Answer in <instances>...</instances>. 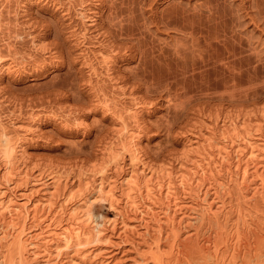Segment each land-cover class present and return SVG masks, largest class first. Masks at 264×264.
<instances>
[{"label": "bare ground", "instance_id": "6f19581e", "mask_svg": "<svg viewBox=\"0 0 264 264\" xmlns=\"http://www.w3.org/2000/svg\"><path fill=\"white\" fill-rule=\"evenodd\" d=\"M10 1L2 0L0 6ZM162 1L123 0L117 15L148 3L150 14L144 18L182 33L173 50L153 44L149 52L159 49L157 59L166 65L175 59L177 66L191 70L210 57V41L203 45L197 35L205 20L217 23L215 36L230 30L239 38L238 24L245 18L258 24L264 5V0H254L256 13L248 9L249 0H236V5L233 0H199L192 9L168 2L157 8ZM40 2L73 17L70 41L78 45L79 60L87 67L91 100L86 111L70 103L73 107L61 106L63 110L49 116L27 114L13 104L18 110H10L16 119L11 130L0 117V264H264V112L248 116L240 109L234 114L213 111L223 105L209 106L210 88L194 98L169 97L172 117L188 108L195 109V117L173 130L172 120H165V140L179 139L181 147L167 148L156 160L140 145L145 115L155 104L138 93L140 84L127 89V81L117 75L116 63L127 53L118 55L115 39L96 26L100 0H25L20 12L26 23L32 24L28 4ZM2 13L0 51L18 54L11 38L15 20L5 21ZM177 15L183 19L178 21ZM122 30L115 35L125 34ZM41 34L34 35L28 57L0 53L3 102L9 99L3 93L5 76L20 72L38 52L54 62V50ZM137 35L142 37V28ZM88 110L111 118L108 131L101 133L100 127L96 134L98 150L78 145L75 155L86 159L82 163L80 157L78 169L38 166L27 145L41 134L42 122L70 125L71 120L80 128Z\"/></svg>", "mask_w": 264, "mask_h": 264}, {"label": "rangeland", "instance_id": "374dc122", "mask_svg": "<svg viewBox=\"0 0 264 264\" xmlns=\"http://www.w3.org/2000/svg\"><path fill=\"white\" fill-rule=\"evenodd\" d=\"M122 1L100 0V3L96 6L98 11L95 24L96 26L99 25L100 30L108 34L109 38L115 39L113 40L114 43L120 46L118 47L120 53L118 55L124 52L127 53L123 58L118 59L115 66L117 75L125 82L127 81L126 88L129 89L133 84H140L141 88H138V93L146 95L147 99L155 104L154 109L145 115L146 127L143 135H141L140 145H142L141 148L146 154L158 160L159 157L162 159L167 154L165 152H168L169 148L181 147L179 139L165 140L164 124L167 122L165 120L167 118L172 120L173 130L188 124L190 118L195 114V109L190 110L188 108L181 109L177 116L172 117L174 109H170L167 100L169 97L185 96L194 98L199 94L204 95V91L210 88L207 91H211L210 94L213 97L209 98V106H216L219 103L223 105L222 110L212 109L213 111L218 110L221 113L234 114L240 109L248 116H256L264 112V5L261 6L262 12L260 13L261 16H258V24L251 22L249 18L242 19V22L238 24L237 31L241 36L239 38L237 36L234 39L237 34L232 36L230 30V35L220 33L219 37L215 36L217 30L214 28H218L217 23H214V26V24H211L212 22L205 20V24L201 26L202 31L197 32V35L203 45L206 41H210L211 48L208 55L210 57H208L206 63L199 65L200 67L197 66V69L185 68V70L173 63L175 59L169 65L165 64L167 61L164 63L163 59H157L158 54L161 52L159 49L155 50L154 53H150L148 50L153 44L156 48L163 45L168 49L170 48L169 50L172 47L174 49L172 45H179L181 30L174 27L166 29L161 26L156 27L149 21L148 17L144 18L150 14L149 5L146 2L142 3L140 8H135L133 13L121 15L120 12V15H117L119 5L124 6ZM231 1L226 0V3L229 4L228 2ZM168 2H174L192 9L193 5L199 3V0H164L161 4H158L157 8L165 6ZM233 2L236 5L238 1L233 0ZM247 2L250 5L248 9L255 12L254 0ZM22 3H25V0H11L7 5L8 7L3 6L6 7L3 8L0 6V10L3 12L2 18H5V21L8 20L6 18L15 20L16 24H13L16 26L14 28L16 31L11 34L13 36L11 38L15 42L18 54L13 50L9 52L2 50L0 53L7 58L15 54L19 59L21 58L19 56L24 54L25 57H28L27 53L28 50L30 52L32 47L34 35L42 33L41 36H43L44 42L53 48L55 58H53L54 62L49 63L48 60L50 59L46 58L45 52H38L33 58L29 57L31 61L28 60L29 58L27 59L30 63L24 69L22 68L20 72L3 78L4 98L9 99L5 102L0 99V117L7 129L10 128L9 130L13 128L12 124L16 120L14 116H10V110H18L14 109L13 104L20 105L24 113L39 111L41 114L49 116L58 110H63L66 106L73 107L77 105L76 107L84 108L80 111H86V107L91 100L90 90L85 80L87 67L79 60L82 54H80L81 51L77 47L78 45H75L72 40L70 41V23L74 21L73 17H67L66 14L62 15L61 11L49 4L41 2L39 4L27 3L29 14L32 15L30 17L32 24L26 23V16L21 13ZM14 13L16 14L15 18ZM176 19L179 21L183 17L177 15ZM208 23L213 28H210ZM10 26L13 27L12 24ZM120 27H123L122 31L125 34L116 36V33L121 32L117 31ZM136 27L138 28L136 29ZM141 28L142 37H139L137 30H141ZM195 31L197 30L195 29ZM126 32H129V35ZM0 47L3 46L0 45ZM3 52L8 55L11 54L7 56ZM174 57L177 58L176 55H173ZM179 57L178 59H180ZM44 59L48 60L45 61ZM33 60L35 61L33 62ZM168 69L173 70L170 72L167 71ZM161 70L164 72L160 73ZM136 72L137 74L140 72V75L135 74ZM139 76L140 78H137ZM72 93L76 94L77 97L73 98ZM65 98L68 100H65ZM69 121L70 125H63L58 120H44L39 130L41 134L35 143L28 142L29 155L33 157L34 161L38 162V166L62 171L69 167L72 168V166L78 169L79 166L77 165H81V158H83L82 163L86 162L83 161L84 156H80L81 158L78 156L77 158V155H75L77 146H81L86 151L91 150L90 152H94L98 148L96 134L103 128L104 130L101 133H104L111 125L109 116L104 117L100 111L92 110L87 111L86 123L83 126L80 125L82 128H77L71 120ZM100 127L102 129H99ZM89 163L87 162V164Z\"/></svg>", "mask_w": 264, "mask_h": 264}]
</instances>
